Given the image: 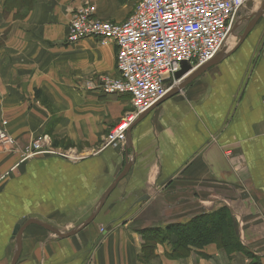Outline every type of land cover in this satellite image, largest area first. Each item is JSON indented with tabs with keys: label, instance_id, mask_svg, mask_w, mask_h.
<instances>
[{
	"label": "crops",
	"instance_id": "crops-1",
	"mask_svg": "<svg viewBox=\"0 0 264 264\" xmlns=\"http://www.w3.org/2000/svg\"><path fill=\"white\" fill-rule=\"evenodd\" d=\"M254 1L246 4L248 19L264 2ZM87 5L99 19L121 23L135 2L0 0V123L8 122L17 143L14 151L0 148V264H11L13 230L23 218L79 232L62 239L28 226L17 264H141L142 233L221 209L242 250L212 243L170 258L166 242L153 262L264 264V16L223 61L134 124L124 145L105 148L131 105L128 97L88 87L117 75L114 45L66 42L73 13ZM39 136L79 159L22 162L23 149ZM128 164L129 178L98 211Z\"/></svg>",
	"mask_w": 264,
	"mask_h": 264
},
{
	"label": "built area",
	"instance_id": "built-area-1",
	"mask_svg": "<svg viewBox=\"0 0 264 264\" xmlns=\"http://www.w3.org/2000/svg\"><path fill=\"white\" fill-rule=\"evenodd\" d=\"M133 1V12L121 23L99 19L92 5L77 9L66 36L68 44L93 38L102 46L116 47L117 75L101 76L97 83L88 84L105 95L125 96L130 101L131 110L111 130L105 148L127 142L139 117L178 84L174 75L182 63L195 71L226 52L235 18L249 0ZM16 147L14 137L0 125V148L10 152ZM46 155L73 158L52 148L46 136L35 138L21 158L26 161Z\"/></svg>",
	"mask_w": 264,
	"mask_h": 264
},
{
	"label": "trees",
	"instance_id": "trees-1",
	"mask_svg": "<svg viewBox=\"0 0 264 264\" xmlns=\"http://www.w3.org/2000/svg\"><path fill=\"white\" fill-rule=\"evenodd\" d=\"M142 264H150L157 260L155 250L157 245L171 242L173 252L170 258L186 257L190 247L203 248L215 243L230 250H242L236 228L230 213L221 209L212 214L195 217L187 224H176L165 229H153L142 233Z\"/></svg>",
	"mask_w": 264,
	"mask_h": 264
},
{
	"label": "water",
	"instance_id": "water-1",
	"mask_svg": "<svg viewBox=\"0 0 264 264\" xmlns=\"http://www.w3.org/2000/svg\"><path fill=\"white\" fill-rule=\"evenodd\" d=\"M252 6H253V1L249 0L247 2V7L251 8ZM263 16H264V2L262 4L260 11H258L256 14H254L249 19H247L249 21L248 27H247L246 31L244 32V34L239 38V43L235 49H237L245 41V39L248 37V35L252 31V28L258 23V21ZM231 52L229 51V52H223V53L219 54L212 61L208 62L207 64L203 65L202 67L198 68L195 71H192L191 67L186 62L182 63L180 71H178L174 75V79L178 82V84L174 88H172L154 107H152L149 111H147L143 115H141L139 117V119L135 122V124L140 122L141 120H143L152 110H154L156 107H158L164 101H166L167 99L178 94L186 86H188L190 83H192L194 80H196L202 74H204L208 69H210L211 67H213V66L217 65L218 63H220L221 61H223ZM131 167H132V165H130V164L126 165L122 174L116 179L114 184L107 191L106 195L104 196V199L102 200V202L99 206L98 211L100 210V208L104 204L106 197L116 188V186L124 184L126 179L129 178V175L131 174ZM96 216H97V214H93L88 219V221H86V223L83 224L81 229H83V228L87 227L89 224H91L94 221V219L96 218ZM30 225H38V226L44 228L45 230L49 231L50 233H52V234H54V235H56L62 239H66V238H69L71 236H74L79 232V229H78V230L70 232L68 234H62L57 229H54V228H52V227H50V226H48L42 222H39V221L33 220V219L30 220L28 218H23L22 220H20L16 224V226L14 227V230H13V238L16 240L17 250L13 256L11 264H17L19 259H20V255H21V251H22V234H23L24 230ZM109 230H110V228L107 229V231H109Z\"/></svg>",
	"mask_w": 264,
	"mask_h": 264
},
{
	"label": "rangeland",
	"instance_id": "rangeland-1",
	"mask_svg": "<svg viewBox=\"0 0 264 264\" xmlns=\"http://www.w3.org/2000/svg\"><path fill=\"white\" fill-rule=\"evenodd\" d=\"M254 1V0H253ZM254 4H258V1L257 0H255L254 1ZM247 8L245 7L240 13H238L237 14V16H236V18H235V21H234V25H233V27L234 28H232V32H231V35H230V37H229V41H228V45H227V49H226V52H229L230 50H232L233 48H234V46L239 42V38L241 37V35L243 34V31H244V29L247 27V25H248V22H247V19H248V17H249V14H248V10H246ZM131 15V14H130ZM129 15V16H130ZM122 120V119H121ZM121 120H120V122H121ZM119 122V123H120ZM4 123H6L5 125H4ZM119 123L118 124H116L115 126H117V125H119ZM0 125L3 127V129L6 131V132H8L9 133V129H8V122L7 121H1V123H0ZM115 126L113 127V129L115 128ZM49 142H50V144L52 145V148H55V149H59V150H61V151H63V152H65V155H73L72 154V152H71V150H68V149H65V147L64 146H62L61 148L59 147H54L53 146V142H52V140H50L49 139ZM24 150V149H23ZM74 156V155H73ZM79 156L78 155H75L74 157H73V159H75V160H77V159H79L78 158ZM22 159V158H21ZM89 226V225H88ZM87 226V227H88ZM86 228V227H85ZM84 229V228H83ZM104 231V229H101V232H103ZM143 243H144V240H143ZM143 243H142V246L141 247H143ZM140 262H141V264L143 263L141 260H140ZM150 264H156V263H154L153 261L152 262H150Z\"/></svg>",
	"mask_w": 264,
	"mask_h": 264
},
{
	"label": "bare ground",
	"instance_id": "bare-ground-1",
	"mask_svg": "<svg viewBox=\"0 0 264 264\" xmlns=\"http://www.w3.org/2000/svg\"><path fill=\"white\" fill-rule=\"evenodd\" d=\"M154 106H155V105H154ZM154 106H153V107H154ZM26 161H27V160H26ZM22 162H24V161H22Z\"/></svg>",
	"mask_w": 264,
	"mask_h": 264
}]
</instances>
